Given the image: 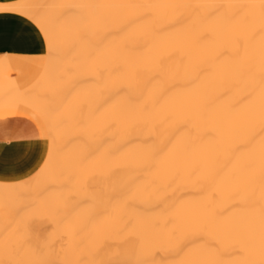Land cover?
<instances>
[{"label":"bare ground","instance_id":"6f19581e","mask_svg":"<svg viewBox=\"0 0 264 264\" xmlns=\"http://www.w3.org/2000/svg\"><path fill=\"white\" fill-rule=\"evenodd\" d=\"M259 28L246 53L264 60V0H78L76 75L15 81L65 99L59 142L85 140L94 229L59 251L1 245L0 264H264V155L237 115Z\"/></svg>","mask_w":264,"mask_h":264},{"label":"rangeland","instance_id":"374dc122","mask_svg":"<svg viewBox=\"0 0 264 264\" xmlns=\"http://www.w3.org/2000/svg\"><path fill=\"white\" fill-rule=\"evenodd\" d=\"M19 3L22 5L19 13L33 21L44 35L47 51L36 58L0 57V118L14 113L17 111L15 107L19 109L20 105L34 107L45 131L40 130V125L35 123L30 113L18 112L27 116L21 118L35 125L31 132L47 142L48 151L30 178L16 183H0V246L59 251L84 231L94 229L91 185L94 166L85 140L82 141L80 155L73 141L68 150L63 147L64 143H60L59 134L61 137L63 133L61 124L56 123L64 121L62 110L66 108L65 99L61 102L60 98L53 97L55 101H52L48 93L38 91L21 96L15 79L20 76L59 77L63 72L76 75L79 67L78 0H20ZM246 12L247 7L240 11L243 25L247 22ZM262 33L260 28L256 29L251 39L246 41L244 36L240 42L237 115L244 124L243 140L256 142L264 155V60L260 53H246V47L258 44ZM12 75L14 78H11ZM2 76L8 77L9 81L6 78L5 82ZM5 89L6 93L3 91ZM52 102H55L56 112L52 111ZM87 107L90 106L86 103L79 106L82 118L86 116Z\"/></svg>","mask_w":264,"mask_h":264},{"label":"crops","instance_id":"0c3cea01","mask_svg":"<svg viewBox=\"0 0 264 264\" xmlns=\"http://www.w3.org/2000/svg\"><path fill=\"white\" fill-rule=\"evenodd\" d=\"M17 1L0 0V4ZM46 51L44 35L33 21L17 12L0 11V57L36 58ZM21 116L26 115L15 111L0 118V183L30 178L48 151L47 142L31 132L33 124Z\"/></svg>","mask_w":264,"mask_h":264}]
</instances>
